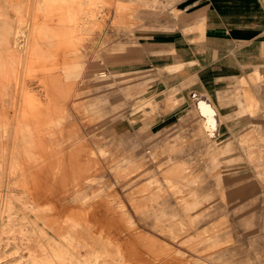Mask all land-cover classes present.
Listing matches in <instances>:
<instances>
[{"label":"rangeland","instance_id":"374dc122","mask_svg":"<svg viewBox=\"0 0 264 264\" xmlns=\"http://www.w3.org/2000/svg\"><path fill=\"white\" fill-rule=\"evenodd\" d=\"M43 1L0 0V55L23 79L0 76V264H264L262 75L241 79L236 114L249 116L230 134L207 96L159 92L135 64L161 0H81L94 17L58 40L40 33ZM22 40L48 55L31 78ZM25 86L42 102L29 136L14 128ZM72 216L81 226L67 235Z\"/></svg>","mask_w":264,"mask_h":264},{"label":"crops","instance_id":"0c3cea01","mask_svg":"<svg viewBox=\"0 0 264 264\" xmlns=\"http://www.w3.org/2000/svg\"><path fill=\"white\" fill-rule=\"evenodd\" d=\"M161 1L162 10L135 35V64L152 74L159 92L178 88L182 98L195 90L207 96L232 134L249 116L236 114L244 103L242 78L262 75L260 97L251 90L264 102V0ZM176 64L180 70L167 69ZM199 113L205 128L210 117L216 123L209 104Z\"/></svg>","mask_w":264,"mask_h":264},{"label":"bare ground","instance_id":"6f19581e","mask_svg":"<svg viewBox=\"0 0 264 264\" xmlns=\"http://www.w3.org/2000/svg\"><path fill=\"white\" fill-rule=\"evenodd\" d=\"M70 1V0H69ZM68 0H44L43 4L37 9L39 11L42 12L41 16L44 19L43 23H41V25L39 24V30L41 35L44 36V38L46 37L49 40H52L54 38H58L62 35L64 36H73V34L77 31L80 30L84 27V25H86L88 22H90L92 20V18L94 17V7L96 6L94 3H89V6H87V8L82 9V7H80V2L81 0H74L73 2H69ZM92 1V0H91ZM95 1V0H94ZM97 4V2H96ZM94 6V7H92ZM38 7V6H37ZM61 14L62 15V25L59 27V29H51L50 27H53L52 21L54 20V17L56 16V14ZM31 14V13H30ZM36 14V13H35ZM39 16V15H37ZM31 26V25H30ZM31 28V27H30ZM33 28H35V26H33ZM57 28V27H56ZM30 30V29H29ZM28 30V31H29ZM33 32V31H32ZM38 35H35V37H39V33H37ZM30 35V34H29ZM40 35V36H41ZM17 36V35H16ZM23 36V35H22ZM27 36V33L26 35ZM42 36V37H43ZM17 38V37H16ZM29 38V37H27ZM34 38V37H33ZM43 38V39H44ZM22 39V38H21ZM39 39V38H38ZM48 40V41H49ZM28 41V40H27ZM57 43H59L57 41ZM8 44V43H7ZM61 46V44L59 45ZM20 48L23 49L26 52V60L27 62V69H26V73H27V77H32L33 76V72H35L36 70V66L37 62H39L42 59H47L48 55L40 50L38 47L35 46V44L33 43L32 46H29V42L27 44V42H25V40H22V42L20 43ZM57 50V49H56ZM55 50V51H56ZM58 51V50H57ZM56 51V52H57ZM25 57V56H24ZM36 63V64H35ZM41 65V64H40ZM23 72V71H22ZM21 72V73H22ZM0 76L2 77V79L6 80L7 82H14L15 80H23V79H19V76L17 74L16 71V67L14 66V63L12 61V57L8 58L5 56H1L0 55ZM22 76V75H21ZM20 76V77H21ZM25 76V77H26ZM23 77V76H22ZM1 79V78H0ZM19 81V82H20ZM27 81V79L25 80ZM4 82L5 81H1ZM22 82V81H21ZM16 83V82H15ZM17 84V83H16ZM22 84V83H21ZM27 84V83H26ZM20 86V85H19ZM44 86L42 85V88ZM26 88V86H25ZM21 89V88H19ZM27 89V88H26ZM24 89V90H26ZM21 91V90H20ZM26 94L25 99H24V103L26 105V109L24 108V110L20 111V114L17 116L16 122L14 124V128L16 130V132L21 135H27L29 136V134L33 133V127H32V116H31V111L33 110H37L39 108H41V100L38 96L35 95H31L28 91V89L26 90ZM33 92V91H32ZM19 94V93H18ZM34 94V93H33ZM23 96V94H22ZM24 98V97H23ZM23 100V99H22ZM18 102V100H17ZM23 103V102H22ZM23 105V104H22ZM18 106V105H17ZM16 106V107H17ZM21 107V106H20ZM25 107V106H24ZM17 109V108H16ZM15 109V112H17ZM6 115V113H3ZM16 114V113H15ZM3 116V115H2ZM1 117V116H0ZM7 115L5 117L6 120ZM3 121V120H2ZM9 120H6V122ZM11 121V120H10ZM4 123V122H3ZM2 123V124H3ZM215 122L213 120L212 117H210L207 120V126L208 128L211 130L214 126ZM14 133V132H13ZM5 136V135H4ZM35 137V136H34ZM36 139V138H35ZM34 142V141H33ZM38 142V141H37ZM38 143H32L28 146V150H29V155L31 157H36L38 159H40V149L39 146L37 145ZM42 148V147H41ZM37 162V161H36ZM31 163V162H30ZM39 163V162H38ZM37 163V165H38ZM26 164V163H25ZM28 164V163H27ZM32 164V163H31ZM30 164V165H31ZM24 166V164H22ZM33 165V164H32ZM28 166V165H26ZM34 166V165H33ZM38 167V166H37ZM30 168V167H29ZM34 168V167H33ZM1 169V168H0ZM31 169V168H30ZM22 171V170H21ZM24 173V172H21ZM26 173V171H25ZM24 173V174H25ZM31 174L34 172H30ZM25 176L22 174H19V176ZM27 175V173H26ZM12 176V175H11ZM30 176V175H29ZM23 178V177H22ZM27 178V177H26ZM29 178V177H28ZM27 178V180H28ZM25 179V178H24ZM30 179V178H29ZM26 180V179H25ZM26 180V181H27ZM23 181V180H22ZM26 181L24 183H26ZM30 182H28L29 184ZM23 185V184H22ZM23 187V186H22ZM25 187V186H24ZM28 187V185L26 186V188ZM29 190V189H28ZM12 198V197H11ZM19 200V199H18ZM27 202V201H26ZM25 202V203H26ZM29 202V201H28ZM27 204V203H26ZM11 205V204H10ZM24 205V204H23ZM31 205V204H30ZM25 206V205H24ZM29 206V205H28ZM35 206V205H34ZM27 207V206H26ZM37 207V206H36ZM28 208V207H27ZM26 209V208H25ZM30 209V208H29ZM39 209V208H38ZM36 211V210H35ZM38 211H42V210H38ZM33 213H34V209H33ZM37 214V213H35ZM81 222V221H80ZM79 223V221H78ZM82 224V223H81ZM66 225L63 224V226ZM85 225V224H84ZM61 226V225H60ZM62 226V228H64ZM79 226H81L80 224H77V218L75 216H72V218H70V223L66 225V227L63 229V231L65 232V234H69L70 232H74L76 229L80 228ZM154 240V239H153ZM154 242V241H153ZM155 244H157V242H154ZM154 244V246H155ZM153 246V243L151 244ZM153 246V247H154ZM156 247V246H155ZM162 252V251H161ZM105 261V260H103ZM102 261V262H103ZM112 261V260H111ZM116 264V263H115Z\"/></svg>","mask_w":264,"mask_h":264},{"label":"built area","instance_id":"2783aa9c","mask_svg":"<svg viewBox=\"0 0 264 264\" xmlns=\"http://www.w3.org/2000/svg\"><path fill=\"white\" fill-rule=\"evenodd\" d=\"M194 97H196V99H197V98H200V97H198V95H197L196 93H194Z\"/></svg>","mask_w":264,"mask_h":264}]
</instances>
